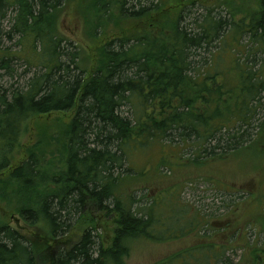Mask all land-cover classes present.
<instances>
[{
	"label": "trees",
	"instance_id": "1",
	"mask_svg": "<svg viewBox=\"0 0 264 264\" xmlns=\"http://www.w3.org/2000/svg\"><path fill=\"white\" fill-rule=\"evenodd\" d=\"M66 1L0 0V17L4 6L16 9L13 31L23 48L18 55H27L45 71L32 78L25 91L0 97V174L8 175L0 185V199H8L6 185L13 187L9 198L18 204L21 219L44 224L52 237L90 219L92 225L76 244L59 251L56 264H124L133 240H176L198 224L191 219L184 226L161 225L154 208L133 211L134 198L128 193L123 197L121 191L130 182L126 152L131 144L193 139L194 151L216 159L242 145L255 112L264 111V0L257 1L247 21H236L238 11L218 5L190 25L186 17L197 5L193 1L178 7L171 18L163 14L160 0H97L91 6L95 33L112 19L143 21L146 26L136 35L107 40L89 77L77 65L78 48L64 53L66 42L57 34L55 17ZM62 56L68 59L66 66ZM6 59L0 60L1 68L11 61ZM71 65L76 68L71 70ZM125 107L131 111L128 117ZM60 112L73 115L58 161L48 160L36 148L12 167L25 123ZM260 127L261 139L264 119ZM94 213L113 219L107 247L94 226ZM75 216L78 219L69 224ZM201 245L157 264H228L224 254L232 248ZM34 254L22 235L0 222V264H38ZM252 264L264 260L254 256Z\"/></svg>",
	"mask_w": 264,
	"mask_h": 264
},
{
	"label": "rangeland",
	"instance_id": "2",
	"mask_svg": "<svg viewBox=\"0 0 264 264\" xmlns=\"http://www.w3.org/2000/svg\"><path fill=\"white\" fill-rule=\"evenodd\" d=\"M96 1L67 0L55 17L57 34L66 42L63 51L65 53L78 48L77 65L83 72L86 71L85 77H89L99 65L102 47L107 40L136 35L146 26L143 21L116 22L112 19L103 25L104 29L100 33H95L98 25L93 21L91 6ZM160 1L163 14L171 18L178 14L177 8L186 2L197 3L193 9H189L190 15L186 17V24L190 25L197 17H203L208 7L210 9L218 5L225 6L232 13L234 10L238 11L234 16L236 21L249 19L256 10L258 0ZM10 2L12 0H6L5 3ZM1 12L0 60L7 58L11 61L7 67L6 64L3 68L0 67V97L10 98L18 91H25L29 81L35 76H42L45 71L35 60L29 61L27 55H18H22L23 48L19 41L20 35L13 31L16 9L4 6ZM221 15L226 17L225 13ZM246 42L245 36L242 44ZM36 48L38 51L40 46L37 45ZM215 52L212 50L210 54ZM210 54L204 57L209 58ZM60 61L66 66L65 61L68 59L62 56ZM69 67L74 70L76 65ZM258 108L260 107L257 106ZM261 109L257 114L255 112L251 130L245 136L246 141L235 150H229L227 155L216 159L194 151L193 139L188 143H181L178 139L171 138L173 141L150 142L142 147L131 144L126 152L127 163L131 168L130 182L121 191L123 197L128 193L127 196L134 198L135 204H131L133 211L154 208L155 212L161 214L157 218L161 225L175 222L177 226H184L191 219L198 224L191 233L176 240H133L127 247L124 264H157L178 251L198 248L203 246L201 244L213 245V250L219 249L218 244L232 248L224 254L228 264H252L254 256L260 262L264 260V138L262 136L260 139V133L257 134L264 119V111ZM123 110L125 116L131 115L128 107ZM72 115L73 112H60L29 119L12 155V167L36 148V152L40 150L48 160L58 161ZM195 157L200 158L197 164L193 160ZM7 176L5 172L0 174V185L6 182ZM5 189L8 199H0V222L8 224L24 237L32 247L38 264H56L59 251L71 249L81 233L92 225L89 224V218L85 222L83 218L72 225L71 221L78 219L75 216L69 218V224L72 225L69 231L65 230L60 232V236L52 237L44 224L31 225L21 219L18 204L9 198L13 187L6 185ZM94 219L102 244L107 247L115 228L113 219L106 220L96 213ZM221 229L223 230L219 231ZM161 230L162 227H159L158 232Z\"/></svg>",
	"mask_w": 264,
	"mask_h": 264
}]
</instances>
